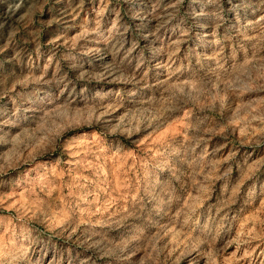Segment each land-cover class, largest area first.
I'll list each match as a JSON object with an SVG mask.
<instances>
[{"label":"rangeland","instance_id":"1","mask_svg":"<svg viewBox=\"0 0 264 264\" xmlns=\"http://www.w3.org/2000/svg\"><path fill=\"white\" fill-rule=\"evenodd\" d=\"M0 264H264V0H0Z\"/></svg>","mask_w":264,"mask_h":264}]
</instances>
